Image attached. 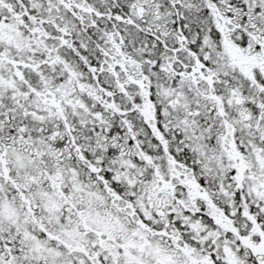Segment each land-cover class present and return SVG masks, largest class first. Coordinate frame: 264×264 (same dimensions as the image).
<instances>
[{
  "label": "snow or ice",
  "instance_id": "6c2138e0",
  "mask_svg": "<svg viewBox=\"0 0 264 264\" xmlns=\"http://www.w3.org/2000/svg\"><path fill=\"white\" fill-rule=\"evenodd\" d=\"M0 264H264V0H0Z\"/></svg>",
  "mask_w": 264,
  "mask_h": 264
}]
</instances>
